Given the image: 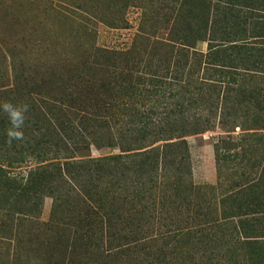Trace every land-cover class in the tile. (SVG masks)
Returning <instances> with one entry per match:
<instances>
[{
  "label": "rangeland",
  "instance_id": "374dc122",
  "mask_svg": "<svg viewBox=\"0 0 264 264\" xmlns=\"http://www.w3.org/2000/svg\"><path fill=\"white\" fill-rule=\"evenodd\" d=\"M6 101L0 264H264V0H0Z\"/></svg>",
  "mask_w": 264,
  "mask_h": 264
},
{
  "label": "trees",
  "instance_id": "16d2710c",
  "mask_svg": "<svg viewBox=\"0 0 264 264\" xmlns=\"http://www.w3.org/2000/svg\"><path fill=\"white\" fill-rule=\"evenodd\" d=\"M55 127V131L53 132V135L55 136V138H58L59 135H60V132L59 130L57 129L56 126ZM74 128V127H73ZM75 131V134H76V130ZM58 132V133H57ZM70 133V131H68ZM62 136V134L60 135ZM68 141H70V137H68V139H65V142L68 144ZM73 144V143H72ZM113 158L109 157L108 159L106 158H103V159H99L98 160V166L94 167L95 169H101L103 167H106L108 166L106 164V161H112ZM146 159H144L143 161L141 162H138L139 165H143V163L145 162ZM181 161V158H177V162ZM57 166H55V171L57 172V176H60V178L62 179L63 183H65L66 187H67V190H71L69 193H73V194H78V195H82L83 197L81 198L82 201L81 203H83L87 209V211L90 212V215L89 217H96V212H94V209L95 208H98V207H101L102 204H101V200L100 198L92 193L91 195H88L87 191H83V189L79 188V185H77L76 183H74L72 181V178L71 176H69L66 172H65V168L64 166L66 165V162H62L61 164L59 162H57V164H55ZM115 169H113V167H109L108 170H105L107 172L108 175H110ZM115 174V172H113ZM114 174H113V178H114ZM111 176V175H110ZM74 188H72V187ZM99 210V208H98ZM88 216V215H87ZM92 226V224H91ZM93 228V226H92Z\"/></svg>",
  "mask_w": 264,
  "mask_h": 264
},
{
  "label": "clouds",
  "instance_id": "9594fccd",
  "mask_svg": "<svg viewBox=\"0 0 264 264\" xmlns=\"http://www.w3.org/2000/svg\"><path fill=\"white\" fill-rule=\"evenodd\" d=\"M3 112L7 114L10 127L6 130L7 142L11 143L14 140L23 141L25 122L28 119L26 115L29 112L30 106L26 103L13 104L11 102H4L0 105Z\"/></svg>",
  "mask_w": 264,
  "mask_h": 264
}]
</instances>
